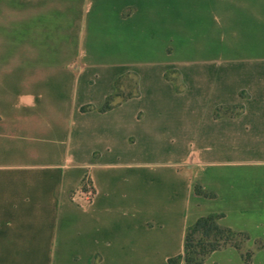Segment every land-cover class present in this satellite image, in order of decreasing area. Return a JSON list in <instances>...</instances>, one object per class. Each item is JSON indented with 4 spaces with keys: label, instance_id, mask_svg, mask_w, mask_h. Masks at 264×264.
I'll return each mask as SVG.
<instances>
[{
    "label": "crops",
    "instance_id": "crops-1",
    "mask_svg": "<svg viewBox=\"0 0 264 264\" xmlns=\"http://www.w3.org/2000/svg\"><path fill=\"white\" fill-rule=\"evenodd\" d=\"M210 215L264 241V0H0V264H168Z\"/></svg>",
    "mask_w": 264,
    "mask_h": 264
},
{
    "label": "trees",
    "instance_id": "trees-1",
    "mask_svg": "<svg viewBox=\"0 0 264 264\" xmlns=\"http://www.w3.org/2000/svg\"><path fill=\"white\" fill-rule=\"evenodd\" d=\"M130 79H134L135 82H133L134 80L130 82ZM139 97L140 90L137 77L135 75L123 77L117 81L116 93L106 100L102 108L85 107L83 112L97 110L100 113H106L129 100ZM242 112V107L218 108L215 117L221 118L223 115H228V113H231L232 116H238ZM196 194L209 199L215 197L200 187L196 188ZM221 218L220 215L200 218L187 231L183 256L170 259L168 264H204L213 253L229 248L236 249L245 264H252L257 252L264 249V241L256 240L254 246L251 247L252 239L249 234L236 232L221 226Z\"/></svg>",
    "mask_w": 264,
    "mask_h": 264
},
{
    "label": "built area",
    "instance_id": "built-area-1",
    "mask_svg": "<svg viewBox=\"0 0 264 264\" xmlns=\"http://www.w3.org/2000/svg\"><path fill=\"white\" fill-rule=\"evenodd\" d=\"M94 196V187L92 183L88 181L82 190L75 193L73 199L80 202L82 207H87L92 204Z\"/></svg>",
    "mask_w": 264,
    "mask_h": 264
},
{
    "label": "rangeland",
    "instance_id": "rangeland-1",
    "mask_svg": "<svg viewBox=\"0 0 264 264\" xmlns=\"http://www.w3.org/2000/svg\"><path fill=\"white\" fill-rule=\"evenodd\" d=\"M132 80H134V79H130V82H132ZM133 82H135V80L133 81ZM128 84H131V83H128ZM126 89V88H125ZM127 90V89H126Z\"/></svg>",
    "mask_w": 264,
    "mask_h": 264
}]
</instances>
